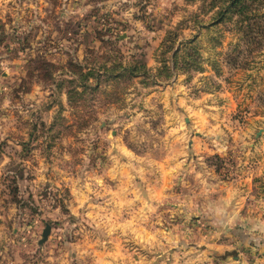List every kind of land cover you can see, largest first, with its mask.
I'll return each instance as SVG.
<instances>
[{"label": "rangeland", "instance_id": "374dc122", "mask_svg": "<svg viewBox=\"0 0 264 264\" xmlns=\"http://www.w3.org/2000/svg\"><path fill=\"white\" fill-rule=\"evenodd\" d=\"M209 2L0 0V264H249L264 48Z\"/></svg>", "mask_w": 264, "mask_h": 264}, {"label": "trees", "instance_id": "16d2710c", "mask_svg": "<svg viewBox=\"0 0 264 264\" xmlns=\"http://www.w3.org/2000/svg\"><path fill=\"white\" fill-rule=\"evenodd\" d=\"M209 5L218 7L216 17L222 21L233 22V29L240 35L239 42L233 44L230 52L227 54V63H230V61L236 63L244 51L263 50L264 11L261 8L264 5V0H211ZM178 51L182 52L181 49ZM175 52L176 50H174ZM230 53H233L232 60L228 58L231 56ZM175 56L176 54L174 58ZM179 57L182 58V54H179ZM182 66L185 69L190 67L185 62H183ZM128 71L131 77L136 76V70L133 68H129ZM89 74L92 73H87V75ZM85 79L88 80L89 77L86 76ZM260 99L264 104V92L261 93Z\"/></svg>", "mask_w": 264, "mask_h": 264}, {"label": "crops", "instance_id": "0c3cea01", "mask_svg": "<svg viewBox=\"0 0 264 264\" xmlns=\"http://www.w3.org/2000/svg\"><path fill=\"white\" fill-rule=\"evenodd\" d=\"M240 226L243 229H246V227H248L246 223H241ZM249 227H250V228H248L249 231L255 230L254 227H251V226H249ZM247 246H249V247L244 248L243 251H248V253H250L249 264H264V240L257 241V242L253 241V245L251 244V245H247ZM215 248H217V246ZM218 248L222 251L225 250L224 245H221ZM239 257L241 258L240 255H239Z\"/></svg>", "mask_w": 264, "mask_h": 264}, {"label": "water", "instance_id": "95a60500", "mask_svg": "<svg viewBox=\"0 0 264 264\" xmlns=\"http://www.w3.org/2000/svg\"><path fill=\"white\" fill-rule=\"evenodd\" d=\"M50 233V225L48 223L45 224L44 229L42 230V234H41V238L39 239L38 243L42 244L48 237ZM238 255L237 254H233V259L238 260Z\"/></svg>", "mask_w": 264, "mask_h": 264}]
</instances>
